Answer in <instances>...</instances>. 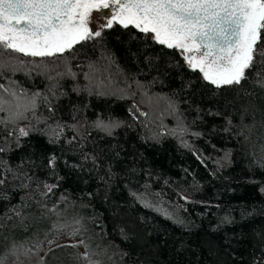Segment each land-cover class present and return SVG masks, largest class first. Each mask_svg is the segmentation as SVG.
<instances>
[{"label":"trees","instance_id":"obj_1","mask_svg":"<svg viewBox=\"0 0 264 264\" xmlns=\"http://www.w3.org/2000/svg\"><path fill=\"white\" fill-rule=\"evenodd\" d=\"M43 63L46 72L0 78L5 85L14 80L17 91L24 89L29 96L41 94L25 119L0 124V147L6 149L0 160L31 178L23 181L28 188H20L19 180L0 188L8 197L0 199V217L12 216L0 221V255H11L13 241L30 248L37 240H54L37 262L44 258L56 264L50 254L64 250L60 264H72L69 254L84 248L57 245L85 239L93 249L111 245L109 254L128 253L122 264H254V259L259 264L264 252V168L253 161L264 147V89L253 82L258 69L241 85L216 89L183 66L175 50L119 26ZM68 68L74 76L67 74ZM101 89L107 95H96ZM120 90L128 98L120 99ZM133 105L139 111L130 113ZM6 116L0 113V120ZM98 118L119 121L120 126L106 135L93 126ZM178 119L189 130L183 139L190 149L168 134ZM21 127L30 131L17 144ZM226 153L231 154L228 161L222 159ZM52 157L54 168L48 166ZM0 175L11 180L2 169ZM45 183L58 187L45 196ZM11 208L22 212L27 231ZM53 208L60 217L45 211ZM225 216L232 223L221 224ZM74 217L82 218L87 231L72 238L50 230L58 219L63 223ZM61 237L71 241H57ZM113 259L121 258L117 254Z\"/></svg>","mask_w":264,"mask_h":264},{"label":"snow or ice","instance_id":"obj_2","mask_svg":"<svg viewBox=\"0 0 264 264\" xmlns=\"http://www.w3.org/2000/svg\"><path fill=\"white\" fill-rule=\"evenodd\" d=\"M94 22L95 30L91 27ZM117 26L125 30L135 29L146 39L150 38L154 44L175 50L179 53L183 66L193 73L198 72L199 79L216 89L241 85L250 78L249 73L254 69L258 71L253 82L264 89V0H0V78H4L5 73L15 75L24 71L30 75L33 70L46 72L48 66L43 63L46 59L63 58L66 53H73L77 45L95 41ZM20 56L32 59L26 62ZM37 58L40 63L36 62ZM89 68L94 70L92 65ZM67 74L75 75L71 68L67 69ZM88 75L85 74L86 79ZM40 95L39 92H34L29 96L24 89L17 91L16 82L11 79L7 85L0 83V113H7L6 118L0 120V124L7 125L25 119V113L35 110ZM96 95L104 96L107 93L101 89ZM119 98H128L125 90H120ZM168 107L175 113L174 103L170 102ZM133 109L139 111L133 105L129 112ZM139 114L147 115L145 112ZM93 126L111 136L113 130L120 126V122H105L98 118ZM244 128L251 130L248 125H244ZM29 131L30 129L23 127L18 129L17 144L20 137L29 135ZM188 132V128L178 119L176 127L170 129L168 134L175 136L181 147L190 149L191 145L183 139ZM238 134L243 135V131ZM191 135L199 137L200 133L194 132ZM5 150L0 147V153ZM193 155L203 163L199 153L193 151ZM230 155L226 153L222 159L228 161ZM55 159H49L50 168L55 167ZM253 163L264 168V147ZM0 169L11 175V180L0 175V188L17 180L20 181V188L29 187V184L23 182L24 179H31L26 173L21 175L19 170L12 169L3 160H0ZM56 187L58 185L45 183L43 194L47 196ZM260 191L264 192V187ZM7 198L5 193H0V199ZM180 198L189 202L187 196ZM65 199L61 197L62 201ZM145 206L151 205L146 202ZM9 211L19 219V226L27 231V225L23 223L26 218L22 212L16 208ZM45 211L55 212L57 217L61 216L55 208ZM165 214L172 218L171 214ZM3 220H12V216L0 217V221ZM177 222L185 223L182 219H177ZM229 223H232L230 217L221 219V224ZM3 227L0 224V228ZM50 230L67 232L72 238L87 231L80 217H74L70 222L65 220L63 223L58 219ZM121 235L128 239L123 230ZM261 242L264 243V236L261 237ZM41 243L37 240L32 247L25 248L23 244L13 241L9 253L18 257L23 249V254L29 255L33 249L38 252ZM54 243V240H48L50 246ZM81 246L84 248L83 253L69 254L72 264H105L104 257L112 260L113 264H122L123 258L128 255L126 252L117 253L116 250L109 254V248L113 247L111 245L103 248L97 245L93 249L85 239L72 244L57 245L73 249ZM117 254L120 261L113 259ZM7 258L8 254L0 255V264H7ZM39 264L47 262L41 258ZM259 264H264V252Z\"/></svg>","mask_w":264,"mask_h":264},{"label":"rangeland","instance_id":"obj_3","mask_svg":"<svg viewBox=\"0 0 264 264\" xmlns=\"http://www.w3.org/2000/svg\"><path fill=\"white\" fill-rule=\"evenodd\" d=\"M91 27L94 30L96 29L95 22L91 25ZM57 241H71V239L61 237ZM48 246L50 245L48 244V240H46L41 244L40 248L42 249H40L38 252H32L29 255H24L23 252H20L18 257L8 255L7 264H36L38 257L42 254V251L45 250ZM63 252L64 250H56L50 254V257L56 259V264H60V257L63 255ZM47 263L51 264V261ZM37 264H39V261L37 262Z\"/></svg>","mask_w":264,"mask_h":264}]
</instances>
